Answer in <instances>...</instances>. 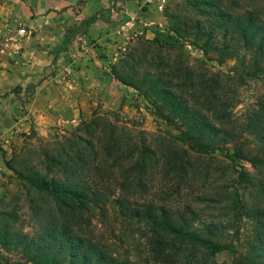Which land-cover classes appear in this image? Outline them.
I'll return each instance as SVG.
<instances>
[{
    "label": "trees",
    "instance_id": "16d2710c",
    "mask_svg": "<svg viewBox=\"0 0 264 264\" xmlns=\"http://www.w3.org/2000/svg\"><path fill=\"white\" fill-rule=\"evenodd\" d=\"M183 1L165 15L176 42L193 41L221 62L236 59L235 71L246 73L241 77H264V0ZM98 19H86L81 34ZM164 47L159 35L141 42L113 71L122 84L160 103L167 125L180 122L181 130L154 134L95 113L74 131L56 130L15 154L6 165L19 189L2 202L1 249L32 264H219L218 253L228 249L215 238L238 230L226 201L242 190L240 212L253 230L245 252L224 264H264V94L236 117L235 72L227 75L226 89L221 76L207 79L182 53ZM243 138L255 146L247 160L252 169L221 165L219 152L232 162L247 159L229 149ZM21 212L32 232L20 226ZM118 221L143 227L144 255L133 259L96 230V224Z\"/></svg>",
    "mask_w": 264,
    "mask_h": 264
},
{
    "label": "rangeland",
    "instance_id": "374dc122",
    "mask_svg": "<svg viewBox=\"0 0 264 264\" xmlns=\"http://www.w3.org/2000/svg\"><path fill=\"white\" fill-rule=\"evenodd\" d=\"M25 1V8L32 13L33 18L37 17L39 12L37 5L30 3L31 1L29 0ZM147 1L148 0H123V4L119 5V13L115 20L116 23L111 27L116 31L118 39L115 40V47H113L110 52L109 49L108 52H105L104 50L106 47L103 49V46L96 40H93L91 43V45H93V52L88 53L87 50L80 49V52L85 53V55H94L95 60L101 63L102 71H100L99 74L89 75L80 73L79 66L73 62L69 64L73 68L71 73L67 71V68L70 67L69 65L59 71L58 69L60 67L58 68L56 65L57 55L54 56V58L52 57V60H54L52 63L53 65L46 71L42 79L46 82L48 81V83L52 81L54 87H61L59 95L62 102L70 103L76 101L78 106H76L75 110L80 109L81 104L78 103L77 99L72 100L71 96L76 92L82 94L81 92L85 91L86 94L83 101L85 106L89 109L85 120L80 118L68 120L60 119L55 126L45 129V133H42V126L38 123L37 117L31 113L33 92H30V90L35 87V85L31 84L24 88L20 85H13L10 86V91L7 89H0V211L3 208L2 202L7 196V193L12 196L19 189L16 176L6 165V162L10 161L15 154L23 149L34 147L39 143L45 142L56 130L74 131L77 127L81 126L82 123L91 120L95 113L106 115L110 117L112 121L119 122V124L136 127L137 129L154 134L163 135L165 133L166 136L169 134L174 136L181 130L180 122L177 126L167 125V121L163 119L164 117H161V114H167V111L160 108V103H153V101L143 97V95L134 88L122 84L116 79L113 71L114 67L119 64L131 48L139 46L141 42L153 40L156 38L154 36L155 33L156 36H160L166 50H172L174 55L178 52L182 53L190 68L195 70L198 74L204 75L207 79L214 80H216V76H221V87L227 89V81L229 79L227 75L231 74V72L236 73L234 74V76H236L235 78L240 79L239 81L236 80V82H233L235 88L239 86L238 94L240 97V103L233 111L236 117H242L243 114L255 107L264 94V77H247L246 75L245 77H241V74L243 75L246 73L244 71H240V73L235 71L238 67V61L236 59L225 58L223 62H221L219 55L216 53L204 56L200 48L195 45L193 41H185L187 44L186 47H182L180 43H175V40L166 32L168 19L165 15L166 12H175L179 5H185L183 0L168 1L164 13L166 19L164 25L167 27L164 29L165 32L160 34L157 29L159 27V22L162 21L161 17L153 10L154 5H148ZM79 9V4L74 5L72 12L81 15V10ZM64 10H67V8L57 10L45 9L47 14L53 12V14L57 16ZM193 16L197 18L194 13ZM131 17H136L141 24L148 25L145 27L144 36L131 38L123 34L120 27L126 19ZM21 29L26 30V37H24L23 40L18 39V32ZM77 29L78 25L75 31H77ZM33 32L34 29L27 26L26 21H18L16 16H11V18H8L4 22L0 21V54L6 55L14 65L19 64L18 59L21 57L22 51L25 50L22 46L24 43L23 41L30 37ZM149 32L150 34H148ZM13 42L14 47L11 48V52L9 53L7 48H9V45ZM85 47L86 49L88 48L87 46ZM52 55H54L53 52H48L47 60L51 59ZM89 60L94 59L91 58ZM58 75H61L60 79ZM80 75L83 77L78 86H76ZM94 78H107L106 81L103 79V84L100 87L101 89L104 86V95L101 93L100 89L98 91L97 86L93 85ZM10 95L14 96L8 99L6 104L4 99H7ZM12 101H14V103H12ZM16 106H18V109H16ZM2 112L6 113L2 114ZM19 115H21L22 120H24V124L28 125V130L21 131L16 127V124L21 121ZM229 149L231 154H234L235 151L240 149L246 155L247 159L232 162L231 159L225 156V153L219 152L216 157L221 162V165L231 163L232 166L239 165L252 169V165L247 160L256 155V150L250 139H240L234 144H231ZM208 159L209 157L206 160ZM240 194L241 195L238 196V193L233 192L226 201L227 206L235 215L238 230L220 232L215 238L218 246L228 249L218 253L216 258L219 264L231 263L237 255L239 256L242 252H245L248 246V235L250 230H253V222L246 217L243 218L244 211L240 212V200H242V194H244L242 190H240ZM25 214L27 213L21 212V217L24 222L20 224V226H22L25 232H32L33 226L28 223ZM142 228L143 227L139 224H122L120 221L112 224H96L97 232L104 234L106 239L111 238L110 240L117 244L120 251L129 250L133 259L135 256L144 255L145 253V238ZM0 264L32 263L17 252H6L0 248Z\"/></svg>",
    "mask_w": 264,
    "mask_h": 264
},
{
    "label": "crops",
    "instance_id": "0c3cea01",
    "mask_svg": "<svg viewBox=\"0 0 264 264\" xmlns=\"http://www.w3.org/2000/svg\"><path fill=\"white\" fill-rule=\"evenodd\" d=\"M29 1L34 5L36 4L39 9L38 14L40 15L36 13L37 17L35 18L25 8V0H0V21L4 22L11 16H16L18 21H26V25L34 29L32 35L23 41L22 46L25 50L22 51L23 53L18 59L19 64L14 65L6 55L0 54V89L10 91V86L13 85H20L23 88L31 84L35 85V87L31 88L33 91L30 90V92H33L31 113L37 117L38 123L42 126L41 132L45 133V129L55 126L60 119L80 118L85 120L89 111L83 101L86 94L85 91H82V94L76 92L71 96L72 100L77 99L78 103L81 104V108L75 110L76 106H78L76 101L70 103L62 102L59 95L61 87H54L52 81L48 83V81L46 82L42 79L46 71L53 65L54 60L52 59L57 55L56 65L58 68L60 67L59 71L73 62L79 66L80 73L99 74L102 71L101 63L95 60L94 55H85V53L80 52V49H85L88 53L93 52V45H91L93 40L102 45L103 49L106 47L105 52H108V49L110 52L115 47V40L118 38L116 31L111 27L116 23L119 5L123 4V0H86L81 5V15L73 13L72 10L73 6L80 4L82 0ZM65 8L67 10L59 13L58 16L54 15L53 12L47 14V11H45V9L57 10ZM95 14H98L99 19L86 34L82 35L83 22ZM77 25L78 29L75 31ZM143 26L148 25L145 24ZM161 26L157 29L160 34H162ZM154 36L156 37V33ZM85 46L88 48L86 49ZM13 47L14 42L7 48L9 53ZM60 47H65V50L58 55L56 50ZM48 52L54 53L49 60H47ZM91 58L94 60H89ZM82 77L81 75L78 77L76 86L81 82ZM58 78L60 79L61 75H58ZM107 78H94L93 85L97 86L98 91L103 84V79L106 81ZM41 81L42 83L37 86ZM103 87L100 91L104 95ZM13 96L10 95V97L4 99L6 104L7 100ZM16 109H18V106H16ZM19 117L21 121L16 124V127L21 131L28 130V125L24 124L21 115Z\"/></svg>",
    "mask_w": 264,
    "mask_h": 264
},
{
    "label": "built area",
    "instance_id": "2783aa9c",
    "mask_svg": "<svg viewBox=\"0 0 264 264\" xmlns=\"http://www.w3.org/2000/svg\"><path fill=\"white\" fill-rule=\"evenodd\" d=\"M169 0H148L147 3L148 5L152 4L154 5L153 10L156 11L158 13V15L161 17V22L158 24V26H161V24H163V26H161L162 28V32H165V28L167 26L164 25L165 22V17H164V13L167 7ZM145 27L143 26V24H141V22H139V20L136 17H131L126 19L120 29L123 32V34L126 37H131V38H138V37H142L145 34ZM168 32V31H166ZM169 36L171 37V34L168 32ZM26 37V30L25 29H21L18 32V39L23 40V38ZM162 41V40H161ZM175 43H180L182 45V47H186L187 44L183 41H179ZM68 73H71L73 71L72 66L67 68Z\"/></svg>",
    "mask_w": 264,
    "mask_h": 264
}]
</instances>
